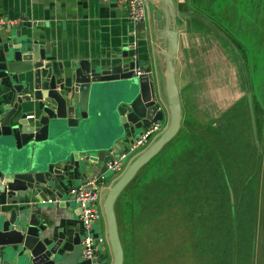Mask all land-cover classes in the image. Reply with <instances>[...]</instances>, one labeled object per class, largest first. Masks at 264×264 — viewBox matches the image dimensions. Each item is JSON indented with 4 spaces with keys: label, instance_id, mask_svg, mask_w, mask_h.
Here are the masks:
<instances>
[{
    "label": "crops",
    "instance_id": "0c3cea01",
    "mask_svg": "<svg viewBox=\"0 0 264 264\" xmlns=\"http://www.w3.org/2000/svg\"><path fill=\"white\" fill-rule=\"evenodd\" d=\"M144 1L149 3H147L146 17L138 23H133L125 4L119 5L108 0H0V15L16 20V24L13 27L0 29V62L10 60V54L14 48L13 46H15L13 42L16 40L18 42L19 39L21 42L25 37L24 35H31L32 38H38L40 43L49 44V54L55 57L56 61H60L63 66H78L80 64L83 68H86L88 65L96 73L95 78L97 80L112 81V85H117V82L113 80L127 75L126 73L113 74L112 70L115 71L123 63L136 60L137 66L143 67L144 72L149 74L153 90V101L158 104L162 111V119L159 121V127L162 132L169 118L164 85L163 52L166 46L165 39L160 35V26L164 24L165 17L160 12L162 9L160 0ZM171 1L173 5V0ZM174 29L177 32L176 52L178 54L179 48L181 52L179 56L173 57L174 78L178 90L180 112L176 132L161 147L160 150L162 152L157 156L154 161V167H152V171H154L152 183L153 185L161 183V186L160 172L164 166L167 168V175L169 176L170 170L177 171L174 168L178 166L180 159L189 161L194 156L192 152H202V155L206 157L203 152L206 150L205 139L202 140V138L199 139L193 136L195 130L200 129V131H203L202 128H204L207 133L212 134L211 142L214 145L216 143L220 144V135L217 134L219 131L216 128L218 125L220 126L218 121L221 116L227 112L232 111L233 113V124L225 125V127H228L227 129L233 128L235 148L239 145L238 130H241L245 134H250L252 138H246L245 145L252 151V144L256 145L261 158H264V85L261 82L256 83V78L252 79L250 74L251 67L254 68L256 74L254 65L257 63L261 64L260 71L264 72V61L256 58L257 54L264 55V37L260 41H257L254 37L253 40L255 41L252 44V49H247L244 77L240 65V61L242 64L243 61L238 53L235 54L233 52L231 45L224 43L233 52L232 54L231 50L225 45V48L229 51V55L225 52V57L233 61V68L228 70L225 68L228 63L221 64L220 59L224 58V56L214 54L211 58L206 57V45L211 39L203 28V30L198 29V27H195V29L193 27H183V30L174 27ZM16 31L18 37L15 36ZM233 36L237 38V34H233ZM259 43L261 48L257 46ZM31 80L32 72L30 71L1 81L0 112L3 106L11 102V95L13 94L11 86L24 84L25 88L22 90L24 93L27 91L28 85L29 89L31 88ZM248 95L251 100L252 116H250ZM183 97H192L194 106H197L198 103L199 110L196 111L198 113L191 115V112L185 113L183 110ZM205 98L212 104V108L208 109L210 111L208 113L201 108ZM224 103H228V105L224 107ZM253 108L256 110V129L253 120ZM22 110L26 114H37L32 106H24ZM189 118L195 122L196 128L191 130L187 125V128L184 127L186 135L175 139L174 137L179 128ZM106 122L108 121L100 122L97 130H99L101 123ZM161 122L164 125H161ZM106 130L107 128L104 132ZM135 135L129 127L125 139L120 143L121 146L124 147V143L130 141ZM158 136L159 134L156 138ZM156 138H153V141ZM10 145L12 146L11 143ZM104 161L103 159L101 162L90 164L88 168L84 169L85 172L83 173H79L74 169L68 171L70 173L64 175L65 179L59 185L61 191L60 201L56 204L43 203L40 205L39 220L45 225V231L40 234L39 239L43 242H49V245L56 239L61 240V251L58 252L59 254L71 251L72 240L76 233L79 237V242L81 237L77 206L67 194V189L83 183L86 178L103 177V185L99 190L97 201V208L101 215L93 223L92 233L94 236L101 237L104 240L97 251V254L99 250L104 251L103 259L105 261L100 264H109L110 262L108 259L112 254L107 242L102 204L107 190L118 177L106 175ZM199 165H203V160H200ZM56 168L59 167L56 166ZM260 173L264 177L263 169H261ZM252 185L250 184L249 186ZM168 186L170 187L171 185ZM261 187L259 186L257 190ZM196 190L202 193H212L211 189L207 191L202 180ZM253 191H256V189ZM175 193H181L183 197L185 196L183 201L185 204L182 207L185 209L189 208L191 200L186 195L189 196L191 194L190 190L180 187V190H175ZM21 195L22 193L18 192L14 196H10L6 187L0 188V226L10 217V212H14L16 216L19 215L20 208L25 207L20 202L27 204L28 201H36L34 198L29 197V192L24 199L20 198ZM53 195L54 192L44 191L43 197L48 199L53 197ZM230 195L232 199L233 195L231 192L229 197ZM218 196L220 200V194ZM192 203L196 202L192 200ZM247 204V218L251 221L255 216L249 214V208L253 204L257 211L260 205L257 203L256 196L248 197ZM188 214L187 210L186 214H184L185 222L187 224L196 223L195 219L198 217L193 216V214L189 216ZM197 223L203 224L201 219ZM0 242L6 244L0 260L10 259V255L13 254L12 247H16L18 250L21 248L20 244H18V237L14 232H7L0 236ZM37 246L41 250L46 249L41 242H38ZM6 251L7 254H5ZM200 263L203 264L204 259Z\"/></svg>",
    "mask_w": 264,
    "mask_h": 264
},
{
    "label": "water",
    "instance_id": "95a60500",
    "mask_svg": "<svg viewBox=\"0 0 264 264\" xmlns=\"http://www.w3.org/2000/svg\"><path fill=\"white\" fill-rule=\"evenodd\" d=\"M160 2V12L165 17L164 24L160 26V35L165 39L166 46L163 52L164 85L169 118L165 129L126 166L104 197L102 214L112 254L111 264H121L122 256L114 201L136 171L174 135L179 121V97L173 68L177 32L173 26L172 1ZM15 36L18 37L17 31ZM24 36L21 42L20 39L13 42L15 46L10 60L0 62V83L3 79L32 72L31 88L28 85L23 93L24 84L11 86V102L3 106L0 112V188L6 187L10 196L21 192V199L29 192V197L36 201H28V205L20 202L27 209L21 207L18 216L10 212V217L0 226V236L14 232L21 247L19 250L12 247L10 259L0 260V264H85L80 258L81 245L77 233L69 253H58L61 251L59 239L50 245L39 239L45 231V225L39 220L40 205L46 199L43 197L44 191L54 192L59 198V185L65 179L64 175L70 173L68 171L74 169L83 173L90 164L107 160L108 151L117 153L123 149L120 143L125 139L129 127L137 134L150 122L159 123L162 111L153 101L149 74L144 72L143 67L137 66L136 60L112 70L113 74H127L113 80L117 85H112V81L97 80L96 73L88 65L86 68L80 64L63 66L49 54V44L40 43L38 38L31 35ZM240 65L245 77L241 61ZM107 91L110 93L109 110L113 112L114 123L121 131L118 135L107 132L102 137H93L89 131L96 126L94 132H97V117ZM247 99L252 116L249 95ZM24 106H32L37 114H26L22 110ZM38 242L46 249L41 250ZM3 243L0 242V256L6 247ZM103 254L104 251L99 250L93 264H100L104 260Z\"/></svg>",
    "mask_w": 264,
    "mask_h": 264
},
{
    "label": "trees",
    "instance_id": "16d2710c",
    "mask_svg": "<svg viewBox=\"0 0 264 264\" xmlns=\"http://www.w3.org/2000/svg\"><path fill=\"white\" fill-rule=\"evenodd\" d=\"M207 1L208 3L217 2V4L219 3L223 6L231 3V0ZM204 2L206 0H186L184 6H188V3H190L196 10H202L201 6ZM245 8L248 10L244 12ZM233 9L236 10V12L233 11V23L239 16V22L241 24L237 32H235V27H233V34H237V36L241 34L243 32V24H247V21L250 20L249 27L256 40L260 41L261 37H264V0H233ZM199 21L202 22L201 19ZM215 34L223 40L219 34L216 32ZM237 44H233V52L235 54L238 53L242 59L246 72L245 56L247 48L241 43ZM257 46L261 48L260 43ZM253 116L256 129L257 121L254 108ZM218 123L220 126L218 125L216 130L219 131L217 134L220 135V144L216 143L214 145L211 142L212 140H210L212 134L207 133L204 128H202L204 132L200 131V129L195 130L193 136L199 139L202 138V140L205 139L206 150L203 152L206 157L202 155V152H192L194 156L189 161L180 159L178 166L174 168L177 171L170 170L169 176L167 175L168 170L164 166L160 172L162 186L161 183L158 185H153L152 183V178H154L152 167H154V161L162 151L160 150L157 155L151 157L144 163L120 191L114 201L113 210L116 223L119 221L120 226L124 224L131 229L134 225L136 237L143 238L145 235L143 225L150 224L152 218H158V216L167 217L169 220L167 218L163 219L170 221L172 230L176 233L174 236V239H176L175 242L179 240L181 243H184L180 239L184 233L187 234L188 247L191 251L190 258L192 260L204 256L202 253L204 251L203 240L205 241L206 237H208L210 246L213 247L214 233H222L226 240L222 249L228 251L231 245L233 258L239 260L245 252L242 251V247L250 239V229L249 224H247L250 221L247 218L248 197L257 196V188L264 184V177L260 173L261 169L264 170V158H261V154L258 152L256 145L252 144L254 153L245 145L246 138H251V135L245 134L241 130H238L239 145L237 144L238 146L235 148L233 128L227 129L228 127H225V125L233 124L232 111L223 114ZM187 125L191 130L196 128L195 122L191 121V118L186 119L184 125L176 133L175 139L182 138L186 135L184 127L187 128ZM200 160H203L202 166L199 165ZM169 179L171 180L166 182ZM201 180L205 183L207 191L211 189L212 193L197 192L196 188L201 183ZM167 184L171 186L169 187ZM250 184L253 185L249 186ZM180 187L191 192L189 196L186 195L191 200L189 208L185 209L182 207L185 204L183 202L185 196L183 197L181 193H175V190H180ZM254 189L256 191H253ZM230 192L233 195L231 200L229 197ZM218 193L221 196L220 200ZM209 196L211 197L209 198ZM192 200L196 203H192ZM202 205L203 207H201ZM187 210L189 216L193 214V216L198 217L195 220L198 221L201 219L203 224H193L192 222L187 224L184 219V214H186ZM173 218L180 219L174 228ZM177 227L178 231L175 230ZM163 236V234H156V240L154 242H158ZM141 244L143 247V240H141ZM148 245L145 246L147 249L149 248ZM233 246L236 248L235 251L233 250ZM181 251L178 250L177 253ZM197 264L201 263L198 262Z\"/></svg>",
    "mask_w": 264,
    "mask_h": 264
},
{
    "label": "rangeland",
    "instance_id": "374dc122",
    "mask_svg": "<svg viewBox=\"0 0 264 264\" xmlns=\"http://www.w3.org/2000/svg\"><path fill=\"white\" fill-rule=\"evenodd\" d=\"M185 3L186 0H173V5L171 7V13L174 19L173 26L175 28H179L180 30H183V27H193V29H195V27H198V29L200 30L203 28L206 33L210 35L211 39V41L206 45V57L211 58L214 54L224 56V58L220 59L221 64L228 63L225 68L231 70L233 68V61L225 57V52L229 55V51L225 48L226 44L224 43H228L232 48L233 44L238 45L237 43H241L244 46L246 45L247 49H252V44L255 40H253L254 35L252 36L253 33L251 28L249 27L250 20L247 21V24H243V32H241V34H239L236 38L233 36V27H235V32H237L241 24L239 22V16L233 23V11L236 12V10L233 9V0H231V3L226 6L220 5L219 3L217 4V2L208 3V1L206 0V2H204L201 6L202 10H196L190 3H188L189 7L184 6ZM246 10L248 9L245 8L244 12ZM199 19H201L202 22H200ZM215 32L217 34L219 33V36L222 37L223 40L219 39ZM226 47H228V45H226ZM229 50H231V48H229ZM180 53L181 52L179 48L178 54L176 52L174 58L176 56H179ZM256 58L258 60L264 61L263 54H257ZM254 67L256 68V74L254 72V68L251 67L250 74L252 79L256 78V83L261 82L264 85V72L260 71L261 64L257 63L256 65H254ZM120 84L122 85L123 83ZM106 93L107 94L100 109V115L97 117V124L104 120L108 122H106L107 124L101 123L99 125V130L96 129L97 132H94V128L96 126H93L89 131L90 135L93 137H96L95 135H97V137H102L107 132H114L118 135L121 131V128L117 125V123H114L116 119L113 115V112L109 110L108 107V98L110 93L108 91ZM224 105V107H226L228 103H224ZM201 108L208 113L210 112L208 111V109L212 108V104L207 98H205V102ZM183 110L185 111V113L191 112L190 115L196 114L198 113L196 111L199 110L198 103L197 106H194L192 97H183ZM161 125H164V123L161 122ZM106 128L107 130L106 132H104ZM154 136L149 139L145 146L138 148L134 152L129 153L127 157L123 158L122 168L120 172L115 173L107 170L105 172L106 175L117 177L120 176L126 166L141 153L140 151L145 149L151 143ZM108 141H110V139ZM129 142L130 141L124 143V146H127ZM261 188H259L258 195L256 196L257 203L258 205H260L258 210L256 211L253 204L249 208V214L255 217L247 223L249 224L250 229V239L247 241V243H245L244 247H242V251L245 252L239 260H235L233 258L231 245L228 251L226 249H222L226 242L222 233H214L213 247L210 246L208 237H206L205 241L203 240L204 251L202 253L204 256L200 258H194L192 260V258H190L191 251L188 247L187 234L184 233V235L180 239L183 240L184 243H181L179 240L175 242L176 239H174V236L176 233L174 230H172L170 221H166L163 219L167 217L158 216L157 218L154 216L155 218H152L150 220V224L143 225V230L145 233L143 238L136 237L134 228L135 226L133 224V228L131 229L129 226L126 227L124 224L120 226L119 221L117 222V231L119 234V241L122 251L121 264H197L203 259H205L204 264H264V219H262L264 217V186H262ZM258 214L259 216H257ZM172 221L174 228L176 227V224L178 223V221H180V219L173 218ZM195 222L197 223V221ZM175 230L178 231V227ZM231 230L233 234V228ZM156 234H163L164 236L163 238H160L158 242H154V240H156ZM141 240H143L144 243L143 247L141 244ZM146 245L149 246L148 249L145 247ZM252 247L253 249H251ZM178 250L182 251L178 252V254ZM233 250H236L234 246ZM109 260V264H111L112 255L108 259V261ZM104 261L105 260H103V263Z\"/></svg>",
    "mask_w": 264,
    "mask_h": 264
},
{
    "label": "built area",
    "instance_id": "2783aa9c",
    "mask_svg": "<svg viewBox=\"0 0 264 264\" xmlns=\"http://www.w3.org/2000/svg\"><path fill=\"white\" fill-rule=\"evenodd\" d=\"M115 4H125L129 11L130 19L133 23H138L145 19L147 14V6L144 0H108ZM16 24V20L6 16L0 15V29L11 28ZM139 74L138 71H134ZM161 129L159 123L153 122L148 126L142 128L135 136L130 140L127 146H124L122 150L117 153L112 150L108 151L109 156L104 161V167L112 172H120L122 168V160L127 157L129 153L134 152L140 147L147 144L149 139L160 134ZM153 142V139L152 141ZM144 150V149H143ZM142 150V151H143ZM140 151V152H142ZM139 153V152H138ZM137 153V154H138ZM103 177L99 178H86L83 183L69 187L67 194L75 202L78 210V218L80 223L81 237H80V258L85 264H93L98 251V247L104 242L103 238L96 237L92 233V225L100 218V211L97 208L98 193L103 185ZM60 201L57 196L45 199L43 203L56 204Z\"/></svg>",
    "mask_w": 264,
    "mask_h": 264
}]
</instances>
